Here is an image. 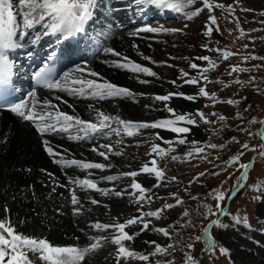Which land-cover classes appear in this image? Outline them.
Returning a JSON list of instances; mask_svg holds the SVG:
<instances>
[{
  "label": "snow or ice",
  "instance_id": "snow-or-ice-1",
  "mask_svg": "<svg viewBox=\"0 0 264 264\" xmlns=\"http://www.w3.org/2000/svg\"><path fill=\"white\" fill-rule=\"evenodd\" d=\"M133 3L139 7L144 6L154 7L155 9L163 10L170 9L175 13H179L186 20H193L198 17L201 12L207 10V23L203 26V35L211 37L213 31H219L217 25V18L213 15L214 9H221L227 11L230 15L235 12L232 4H229L227 8L222 3H216L215 0H133ZM102 5V0H0V98L3 102L0 103V108L6 109L7 111L20 118L22 121L29 122L34 127L35 132L41 141L43 151L51 158L52 163L57 164L61 167H72L80 170L96 169L103 172L105 169L111 168V164L103 162H87L76 158H66L67 149H64V154L60 151V145L53 144L47 137L53 134L66 136L67 139L72 141H92L98 137L106 138L111 133H115L116 136L127 135L132 137L135 134H139L144 129H162L176 134V143L180 145L186 144L188 134L192 127L198 126L201 122L203 124H214L216 121H210L202 110H195L194 112L177 113L174 107L169 106V102L174 96L182 97L186 101H195L197 95L199 97H205L213 102L216 101V93H209L204 86L198 87L197 95L185 94L183 92H171L167 94L155 95L152 99L155 102H161L163 109L170 114V118L156 119L154 121H134L131 119L122 118L120 115H111L102 111L101 109L95 108L93 105H89L90 111L95 113L94 120L82 119L79 115L62 111L52 104L51 100L44 99L39 100L36 96L35 90L30 91L27 96L15 98L14 89L12 88V78L15 75V71L19 70V66L16 62L10 58L11 54L25 49L26 45H29L27 50V56L31 58L34 53L31 48L37 46L42 37H56L57 42L66 41L67 39L77 35H88V26L94 23L97 19V13L99 12ZM247 11L248 9H244ZM264 23V22H262ZM236 28L240 29L238 18L235 21ZM111 22H108L107 26H110ZM99 27L103 31L106 27L105 24H100ZM188 25H183V28H187ZM138 32L148 33H177L182 32L183 29L178 28H167V27H152L144 26L137 30ZM241 35L243 31L241 30ZM91 39V38H89ZM219 42L217 41V44ZM136 47V45H133ZM202 47L206 48L209 52L216 51L220 53L222 59H228L234 55L233 52L224 50L221 51L219 48L213 49L209 44L205 43ZM247 48V45H244ZM103 52L112 57L118 59L111 61V66L117 69L126 70L132 73L143 74L146 77H155L159 79L157 73L150 67L143 66L140 63H136L127 56L122 54L112 47H103ZM75 53L73 51H50L46 57L49 63H45L39 71L34 72L32 80L49 90L62 91L67 93L69 96L93 99L103 101L106 99L110 100H122L128 99L135 101L138 95L142 93H135L130 88L120 86L114 82H111L103 77L99 76V73L91 69L87 61H82L80 64L73 63L72 67L65 72L59 79H56L53 75L50 64L56 59L64 57L71 60ZM142 55V59L146 61H152L151 57ZM184 59H188L185 57ZM196 59L207 62L208 67L202 71L199 69L197 63L189 60L190 67L193 70H198V75L189 77V73L180 70L181 78L183 82L188 85H200V80L203 79L206 83L210 82L208 76L204 73L216 66V61L210 59L208 55H200ZM249 59H258L264 61V56H253L245 55L244 61ZM106 63L108 61H105ZM172 65H169L171 67ZM249 69L240 67L239 65H233L231 71L228 73L231 76L233 73L247 72ZM93 77H99V80L93 79ZM255 77H251L249 82H254ZM141 84H147V79L139 80ZM238 84L243 83L239 79L235 81ZM175 84L176 81H171ZM217 83H223L217 81ZM227 87V85H225ZM12 96V99H8V96ZM57 101L61 100L60 96H56ZM67 103V101H64ZM226 103L232 106H238L240 101L236 99H227ZM69 108L73 106L68 105ZM148 105H145L147 108ZM156 110V109H153ZM248 109H245L247 111ZM215 116L216 113H211ZM237 119L243 121L244 117L237 112ZM217 120L224 122L226 117L220 115ZM249 124L259 123L262 128L260 131L255 133L259 137V155L264 156V120L257 121L252 118L248 121ZM116 125V127H113ZM224 124L221 123L222 131ZM241 131H247V134L251 137L252 132L247 129H240ZM232 142L239 143L236 137L230 138ZM155 141H162L167 148H161L157 142H150V154L153 159L149 164H144L138 170L122 172L118 175H106L102 176L101 179L107 182H114L121 177H130L131 183L128 195L132 196L137 204H142L145 200H152V189L159 187L160 182L165 178V172L158 165V158L163 159L167 154L174 151L173 141L165 139L159 133L155 134ZM119 143V141H118ZM193 147L185 153L186 158H200L208 159L206 153L207 149L218 150L224 149L225 144L216 143H204L203 147L199 146L200 142L191 141ZM242 151L237 154L231 155L230 158L223 162L225 167H222V171L226 170L228 166H237L241 169L240 179L244 180L247 177V171L250 164L241 163V156L244 154L243 150H255L250 149V145L244 142L240 145ZM91 151L96 153L98 156L103 157L105 161L108 160L109 154L120 155L119 152H114L113 147L109 143H99L93 145ZM173 160H176L175 155L172 156ZM216 159H220L219 156ZM211 162V161H209ZM24 171L31 172L32 169H23ZM40 172L44 173L49 180L52 181L51 191L56 192L57 187L67 188L70 193V203L72 205V215H81L84 211V206L81 203L76 189L79 188L82 191H94L99 193L101 196H115L122 197L124 192L121 190H112L107 187H99L98 181L92 179L89 176L85 178H77L70 176L67 184H62L57 181L53 173L47 171L45 168H40ZM147 174V177H154L155 183L149 187L145 186L142 181H138L137 177L140 174ZM205 172H199L191 180H198L200 177L205 176ZM219 173L213 172L212 175H218ZM172 181H176V177H171ZM48 186L47 184L45 185ZM30 187V186H29ZM259 191V189H257ZM187 191V189H186ZM152 193V195H147ZM191 199L200 202V209H197L198 214L201 215L205 220L209 217H215L210 220V224L216 228H227L228 224L222 222L219 219L220 215L227 217L222 207L223 202L230 198V194L226 193L222 187L213 188L207 192L202 198L199 195H192L188 193ZM175 204L163 203L161 207L154 211L143 212L138 208L137 211L140 215H133L129 218L120 222L118 219H113L111 222L101 223L96 221L88 225L90 230H96L100 232H108L111 230L109 236L103 235H92L88 236V239L92 241L85 247H81L78 244L72 245H58L50 242L45 237H36L27 234H23L16 229L15 224L8 217H0V264H82L85 257L95 250L101 248L104 243L108 242L115 247V264H127L128 260H135L145 262V264H151L150 256H156L157 254L164 256H171L177 248H186L188 251L183 252L182 264H199L197 258L193 257L190 252L194 247L192 240L201 241L205 240L207 250L209 253H214L218 249L220 255H228L229 249L223 245H217V241L213 238L211 231L208 227L203 228L202 235L194 238L189 237L185 241L179 232L173 236L174 229L170 230L169 227H152L150 224L154 218L160 220L164 210L172 209L175 206L184 204V201L176 193L172 194ZM90 203L97 205L100 203L95 198H91ZM209 199L215 201V205L208 203ZM107 207V205H105ZM215 209V210H214ZM57 213H60V208L56 209ZM4 212H9V209L5 205ZM184 218L190 217V212L185 209L182 213ZM233 221L237 224L241 222L239 216L234 217ZM243 224L245 227H250L247 217L243 218ZM132 226H137L138 231L131 232ZM191 219L185 220L181 227L188 228L193 227ZM150 230L155 233L161 234L163 237L169 240H174V243H167L166 246H162L156 241H145L146 244L154 245V251L149 254H144L141 251L131 249L127 242L134 240L135 236H138L140 232ZM206 238V239H205ZM79 239V238H77ZM156 264H175L174 259H167L164 261H156Z\"/></svg>",
  "mask_w": 264,
  "mask_h": 264
},
{
  "label": "rangeland",
  "instance_id": "rangeland-1",
  "mask_svg": "<svg viewBox=\"0 0 264 264\" xmlns=\"http://www.w3.org/2000/svg\"><path fill=\"white\" fill-rule=\"evenodd\" d=\"M16 1L18 2V0ZM215 2L224 4L225 8H227L229 4H232L235 12L230 15L225 10H213V15L217 18L219 31H213L211 37L203 35V26L207 23L206 9L191 21H186V19H181L179 21L174 19L166 23L161 21L160 25L163 27L178 28L183 29V31L177 33H157L160 43H154L155 46L145 51L144 54L145 56L151 57L152 61H155V63H150L146 60H138V63L150 67L155 71L159 77L158 80L162 81V86L159 88L154 86L158 89L153 88V90L148 91V93H151L141 95V97L137 96L135 101L128 99L116 101L125 105L130 103L133 106L136 105V107H143L146 104L154 107L156 106L155 104L158 103L152 99L155 95H160V93L164 94L167 91H180V88H186L187 91L184 92L187 94L197 95L198 87L204 86L210 94L213 92L216 93L217 98L215 102L197 95L195 101H187L188 103H184V106L179 108L176 107V104L172 106H174L178 114L194 112L197 109L202 110L210 121H216V123L203 124L201 122L198 126L192 127L191 131L186 134L188 142L184 145L175 142L176 134L174 133L169 131L163 132L164 130L162 129H144L141 130L138 135H133L132 137L123 134L122 137H118L113 132L106 138H98L92 141L91 144H87L86 149L89 150L93 145L109 143L112 145L114 152L121 153L120 155L109 154L107 161L98 155H89L88 151H85L83 148L84 152L80 153L83 157L95 160L97 163L103 162L112 165L111 168L105 169L102 173L106 175H118L122 172L138 170L139 167H142L144 164H149L150 166V162L153 159V156L150 154V142L159 143L161 148L168 147L162 141H155L156 133H159L165 139L172 140L174 142V151L167 154L163 159L157 157L159 167L165 172V178L160 182V184H162L161 187H154L152 189L154 195H152V193L147 194L152 195V200L150 202L145 200L142 204H137L133 197L128 195V192L131 191L129 188L131 183L130 177H121V179L114 182L97 179L96 181H98L99 187H107L112 190H121L125 188L123 190L124 195L122 197H115L112 195L101 196L99 193L91 190H89L90 194L87 195L85 191L82 193L79 191V188H77L76 191L81 198L84 211L81 215L73 216L71 213L70 193L68 189L57 187L56 192H52V181L49 180L44 173L40 172V168H45L49 171L48 164L54 166L50 159L45 157L46 162L43 161V164L39 167L23 168H31V172L23 171L31 176L33 175L32 178L35 179L30 187H27V189L25 187L26 191H31L28 195L31 197L32 202L36 200V198H34L35 192L33 189L45 191L49 189L47 193L48 205L45 208V213H49L50 211L51 219L49 220V226L45 227L38 225V228H47V232H52V230H54L58 231V233L60 231L65 232V230H62L63 226L66 227L68 225L71 228V231L59 237L58 243L55 244H78L81 247H85L92 242L88 239V236L103 235L109 236L110 238L111 230L108 232L90 230L88 225L96 221H100L101 223L111 222L114 218L123 222L124 219L130 216L140 215V212L137 211L138 208L140 211L147 212L156 210L166 202L175 204L172 194L176 193L184 201V204L164 210L160 220L150 218L152 220L150 229L152 227H169L171 225L170 230H175L173 236H175L176 232H179L182 238L187 241L189 237L194 238L202 235L203 228L208 227L213 238L217 241V245L226 246L229 249V254L220 255L218 249L214 253H209L207 249L203 251V249L207 247L205 240L195 241L193 239L192 242L194 247L190 254L198 259L199 264H261L256 259L239 262L237 258H235V252L237 250H243L244 247L250 245V240L255 236L264 238V217L261 211L262 208L260 207V204L264 202V156L259 155L260 140L259 137L255 135V133L260 130L261 125L259 123H248L252 118H255L257 121L264 120V70L261 69L260 62H258L257 59H249L248 61L243 60L245 55H264V23H262L264 22V0H215ZM244 9L248 10L245 11ZM237 18L239 20L240 29L236 28L235 21ZM185 24L188 25L187 28H183ZM160 25L157 27H160ZM241 30L243 31V35H241ZM217 41L219 42L218 44ZM205 43L209 44L213 49L219 48L221 51H231L234 55L230 56L228 59H222L220 53L215 50L209 52L206 48L202 47ZM244 45H247V48H245ZM200 55H208L210 59L217 62L214 68L204 73L208 76L210 82L206 83L201 79L200 85L185 84L180 75L181 69L187 71L189 77L198 75V70H193L190 67L189 60L197 63L201 71L208 67L207 62L196 59V57ZM185 57L188 59H184ZM169 65L172 66L169 67ZM233 65H239L240 67L249 69V71L239 74L233 73L229 76L228 73L231 71ZM125 75L128 77H135L134 81L136 85H140L137 80L147 79L148 81H152V79H157L155 77H146L143 74L129 71H127ZM251 77H255L254 82H249ZM129 79L130 78L125 82H129ZM237 79L243 83H236L235 81ZM173 80L176 81L175 84L171 83ZM217 81H222L223 83H217ZM148 84L149 83L143 84L141 88L140 86L142 85L139 87L137 86L134 91L136 90L135 92L137 93L144 92L146 90L144 88L149 87ZM225 85H227V87H225ZM154 90H157V93L154 92ZM180 98L176 100L178 101ZM227 99H236L240 101V103L238 106L228 105L226 103ZM101 104L103 105L104 102ZM245 109L248 110L245 111ZM120 111V109L119 111L110 109L109 114L119 115ZM237 112L244 117L243 121L237 119ZM211 113H216V115L212 116ZM220 115L226 117L224 122L217 120V117ZM79 116L85 120H94V116H90L87 111H83V115ZM137 116L144 119L145 117L149 118L153 115L144 114L142 111L137 113ZM221 123L225 126L222 131H219ZM113 127H116V125H113ZM242 128L252 132L253 135L250 137L247 131L240 130ZM231 137H236L239 143L232 142L230 139ZM193 140L200 142L199 146L201 147H203L204 143H216L218 145L225 144V148L218 150L207 149V160L198 157L186 158L185 153L193 147L191 144ZM244 142L250 145V149L254 147L255 150H243L244 154L241 156L240 162L250 164L251 167H249L247 171L244 186L239 189L231 199H226L222 204L224 211L228 213V215L227 217L220 215L219 219L228 224V227L216 228L210 224V220L215 217H209L208 220H205L198 214L197 209H200V203H202L203 200L200 202L193 200L188 193L190 192L194 196L199 195L202 198L211 189L222 187L226 193L231 195L242 170L239 169L238 165L228 166L224 171L221 169L225 167L223 164L225 160L230 158L231 155L242 151L240 145ZM173 155L177 157L176 160L172 159ZM217 156H219L220 159H216ZM59 171L55 170V172L52 171L51 173H53L57 181L62 184H67L68 180H58L57 175L61 174L62 176V171ZM202 171L206 173L205 176L200 177L198 180H193V182L189 184V180ZM96 172L101 173L100 170ZM213 172L219 174L212 175ZM173 176L176 177V181L171 180ZM149 179L155 182L154 177H150ZM137 180L142 181L141 174L137 177ZM46 184L48 185L47 187L45 186ZM257 189H259V191ZM89 197L97 199L100 203L92 205ZM208 203H211L214 208V200L209 199ZM105 205H107V207H105ZM57 208H60L59 214L56 211ZM185 209L190 212V217L188 218H184L182 215ZM237 216L241 218L239 224L233 221V218ZM244 217H247L250 227L244 226ZM187 219L192 220L193 227H181V224ZM131 228L134 232L138 231L137 226H132ZM77 234H81V236ZM138 236H141V238H136L135 236L134 240L131 241L128 246L144 254H149L154 251V245L146 244L145 241H156L162 246H166L167 243L175 242L174 240H169L161 234L150 230L140 232ZM78 237L82 238V240L77 241ZM67 241H69V243ZM72 241L75 243H72ZM185 251H188V249L178 247L171 256L160 254L150 256V262L151 264H156L157 260L164 261L167 259H174L175 264H182L183 252ZM256 252L259 253L261 250H256ZM114 258L115 247L110 243L109 239L101 248L87 255L82 264H115ZM127 264H145V262L130 259L127 261Z\"/></svg>",
  "mask_w": 264,
  "mask_h": 264
},
{
  "label": "bare ground",
  "instance_id": "bare-ground-1",
  "mask_svg": "<svg viewBox=\"0 0 264 264\" xmlns=\"http://www.w3.org/2000/svg\"><path fill=\"white\" fill-rule=\"evenodd\" d=\"M16 3L18 4L17 1ZM106 9L107 11L105 12ZM138 11L141 12V15H135V13ZM103 12H108V16L105 18V21L103 23L106 25L103 31L98 25H94L93 28H91V25L88 26V30L90 29V31H92L93 33H100V39L97 38V40L93 42L92 37H90L89 31L86 37L84 36L80 39L81 46H85L87 48L98 46L99 50L97 54L93 57L80 60L75 64H80L82 63V61H87L88 66L94 71L98 72L100 77H103L104 79L114 82L120 86L128 87L133 92H135L136 90L134 91V89L137 88V86L139 87L140 85H142L140 86V88L143 87V84H141L139 80H137L140 85H136L134 81L135 77L126 76V70L112 67L111 61L118 58L105 54L103 52V47H112L115 50L119 51L122 56H127L136 63H138V60L145 61L142 59L141 54L144 55L145 51L153 48L155 46L154 43H160V39L157 33L138 32L137 30L146 25L157 27L161 24V21H163V23H166L169 20L176 19L177 21H179L181 19L184 20V18L179 13L171 12L170 9L159 10L149 6L139 8L133 3V0H102V5L99 12L97 13V17L100 16V14H102ZM113 18H120L123 23L127 25L126 28L119 29L118 27H116L113 23ZM109 21L111 22V25L107 26ZM52 38V36L42 37L38 46L42 47L48 41V39L50 40ZM133 45H136V47H133ZM105 61L108 62L106 63ZM128 78H130L132 81L129 79V82H125ZM93 79L99 80V77H93ZM148 86L149 87L144 88L146 89L144 92L140 93H142L143 95L151 93H148V91L153 90V88L158 89L159 87H161L162 81L158 79H152V81H149ZM45 91L46 90H41L36 92V96L39 100H51L52 104L56 105L57 108L62 111L68 112L69 114H72L74 109L75 114L77 115H83V111H87L90 116L92 115L95 118V113L90 111L88 107L91 104L95 108L101 109L106 113H109L110 109H116L117 111H119L120 109L121 111L119 112V115L122 118L131 119L134 121H154L156 119L170 118V114H168L163 109L161 102L156 103V106L154 107L152 105H148L147 108H145V106H139V108L138 106H133L130 103L127 105L118 103V101L116 100L106 99L103 101H98L93 99L69 96L67 95V93L62 91L52 90L53 92L49 93H46ZM184 91H187L186 88H180V91L171 92L185 93ZM154 92L157 93V90H154ZM168 92L169 91L164 94H167ZM56 96H60L61 100L57 101L55 99ZM138 96L141 97V95ZM177 98L180 97L174 96L172 98V100L169 102L170 107H174L172 105L176 104V107L179 108L181 106H184V103H188L183 98H180L177 101ZM64 101H67V103H65ZM103 102L104 104L102 105L101 103ZM69 104H71L73 107L69 108ZM142 111L144 112V114H152L153 116L149 118L145 117L144 119L137 116V113ZM163 132L167 131L164 130ZM118 137H122V135ZM47 138L53 144L61 146L60 151L62 154H64V149H67V153L65 154L66 158H76L87 162L95 161L91 160L90 158L83 157V155H81L80 153L84 152L83 149H85V151H88L89 155H97L96 153L92 152L91 149L88 150L86 148L87 144H91L92 141L100 137L92 141H72L67 139L66 136L53 134L51 136H48ZM45 157L51 160V158H49L43 151L41 141L38 137V134L35 132L34 127H32L29 123L22 121L12 113H0V217H8L15 224L16 229L23 234L36 237H45L50 242L55 244L58 243L59 237H62L63 234H67L68 232H70L71 228L68 225L66 227L63 226L62 230H65V232L60 231L59 233L58 231L54 230H52V232H47V228H38V225H42L45 227L49 226V220L51 219V212L49 211V213H45V208L48 205L47 193L49 192V189L46 191L33 189L35 192L34 198H36V200H34L33 202L31 201V197L28 195L31 191L28 192L25 190V187L27 189V187L31 186L35 179L32 178L33 175L31 176L30 174L24 172L23 168L39 167L43 164V161L46 162ZM48 169L50 172H55V170L62 171V176L61 174L57 175V178L60 181L68 180L70 176L85 178L90 175V177L95 180L101 179L102 176H106L105 173L96 172V169L80 170L76 169L74 166L61 167L57 164H54V166H50L48 164ZM141 177L142 182L145 186L151 187L155 183L154 181H151V179H149L150 177H147V174L142 173ZM161 186L162 184H160L159 187ZM124 189L125 188L121 190L123 191ZM79 191L84 193V191L80 189ZM86 193L87 195L90 194L89 191H87ZM5 205L9 209V212L7 213L4 212ZM260 207L262 208L261 211L264 217V202L260 204ZM129 231L130 234L131 232H134L132 228ZM77 235L81 236V234ZM136 238H141V236H136ZM78 240H82V238L77 239V241ZM250 241V245L244 247L243 250H237L235 252V258H237L239 262L256 259L261 264H264V238L255 236ZM67 242L69 243V241ZM72 243L75 242L72 241ZM129 243L130 242H127V244ZM206 249L207 247L205 248V250ZM259 249L261 250V252H256V250L259 251ZM37 264H40V262L37 261Z\"/></svg>",
  "mask_w": 264,
  "mask_h": 264
},
{
  "label": "water",
  "instance_id": "water-1",
  "mask_svg": "<svg viewBox=\"0 0 264 264\" xmlns=\"http://www.w3.org/2000/svg\"><path fill=\"white\" fill-rule=\"evenodd\" d=\"M261 128H262V126H261ZM261 128H260V130H261ZM259 130V131H260ZM244 182H245V179L244 180H241L240 179V177L238 178V180H237V182H236V186H235V188L233 189V191H232V194H231V197L232 196H234L236 193H237V191L239 190V189H241L243 186H244ZM230 197V198H231ZM205 249H203V251H204Z\"/></svg>",
  "mask_w": 264,
  "mask_h": 264
},
{
  "label": "trees",
  "instance_id": "trees-1",
  "mask_svg": "<svg viewBox=\"0 0 264 264\" xmlns=\"http://www.w3.org/2000/svg\"><path fill=\"white\" fill-rule=\"evenodd\" d=\"M258 54H260V53H258ZM260 56H264V55H263V54H260ZM257 60H258V59H257ZM258 62H260L261 69L264 70V61H262V60H258Z\"/></svg>",
  "mask_w": 264,
  "mask_h": 264
}]
</instances>
